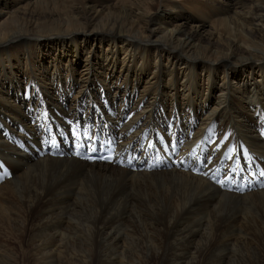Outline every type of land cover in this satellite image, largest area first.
Masks as SVG:
<instances>
[{
	"label": "bare ground",
	"instance_id": "1",
	"mask_svg": "<svg viewBox=\"0 0 264 264\" xmlns=\"http://www.w3.org/2000/svg\"><path fill=\"white\" fill-rule=\"evenodd\" d=\"M31 85L65 122L131 100L186 150L264 156V0H0V264H264V190L19 154L55 117Z\"/></svg>",
	"mask_w": 264,
	"mask_h": 264
},
{
	"label": "rangeland",
	"instance_id": "2",
	"mask_svg": "<svg viewBox=\"0 0 264 264\" xmlns=\"http://www.w3.org/2000/svg\"><path fill=\"white\" fill-rule=\"evenodd\" d=\"M90 83V82H89ZM37 86H38V84H36ZM89 86H90V84H89ZM31 88H33V91H32V94L31 95H34L33 93H34V85H31L30 87H29V90L31 91ZM39 88V87H38ZM41 90V89H40ZM53 94H54V90H53ZM102 94H104L103 92L100 94V97L102 98ZM92 105V104H91ZM36 122V121H35ZM31 253V252H30Z\"/></svg>",
	"mask_w": 264,
	"mask_h": 264
}]
</instances>
